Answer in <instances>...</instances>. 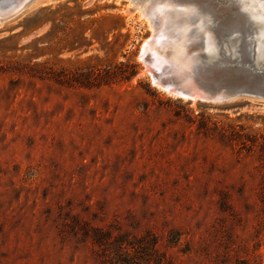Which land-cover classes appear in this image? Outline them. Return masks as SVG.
Masks as SVG:
<instances>
[{"label":"rangeland","instance_id":"1","mask_svg":"<svg viewBox=\"0 0 264 264\" xmlns=\"http://www.w3.org/2000/svg\"><path fill=\"white\" fill-rule=\"evenodd\" d=\"M129 1L0 22V264H264V102L154 87ZM136 1L258 36L248 0Z\"/></svg>","mask_w":264,"mask_h":264},{"label":"water","instance_id":"2","mask_svg":"<svg viewBox=\"0 0 264 264\" xmlns=\"http://www.w3.org/2000/svg\"><path fill=\"white\" fill-rule=\"evenodd\" d=\"M191 26L165 24L166 36L156 37L162 60L157 58V68L152 69L158 81L186 101L224 103L252 98L264 102V50H258L257 40L221 33L219 27ZM158 54L151 49L148 62Z\"/></svg>","mask_w":264,"mask_h":264},{"label":"bare ground","instance_id":"3","mask_svg":"<svg viewBox=\"0 0 264 264\" xmlns=\"http://www.w3.org/2000/svg\"><path fill=\"white\" fill-rule=\"evenodd\" d=\"M26 1L27 0H16L14 3V7L11 9H8L6 11H0V22L6 20L5 18L7 17H12V15H16L20 11H22L25 6H26ZM247 1V0H246ZM255 1V2H254ZM248 0L247 5L250 10L247 11V14L251 21L255 23L259 28H256V34L257 36V43H258V50L263 52L264 50V3H261V0ZM130 3L133 5V9H139V17L144 18L147 22L150 28V34L146 41H144L143 46H141L140 51L141 54L139 55L140 60L142 61L145 71L148 73L150 76V82L154 87H157L158 89L165 91L167 94L172 95L175 98H178L173 92L171 88H169L167 85L161 83L158 81V79L155 77L153 73L152 68H157L156 67V59L158 58L160 61L162 60V54L160 51V48L157 47L156 44V37L158 35H161L163 37L166 36V32H164L162 29L165 28V23H170L168 24L169 26H174L175 25H182L186 26V19L187 16H184L185 18L183 21L180 20H175L171 21L170 17L171 16H178L181 14H187L190 13L192 9L190 8H181L169 3H161V2H155L154 4L152 2H148L147 4L141 3V1H136V0H130ZM152 3V4H151ZM246 5V4H245ZM255 26V25H254ZM156 51L158 50L159 54L158 56L156 55V58H154V64L152 62H148V55L150 50ZM161 55V56H160ZM155 56V55H154ZM153 56V57H154ZM157 59V60H158ZM158 60V61H159ZM176 93V92H175Z\"/></svg>","mask_w":264,"mask_h":264},{"label":"snow or ice","instance_id":"4","mask_svg":"<svg viewBox=\"0 0 264 264\" xmlns=\"http://www.w3.org/2000/svg\"><path fill=\"white\" fill-rule=\"evenodd\" d=\"M261 3H264V0H261Z\"/></svg>","mask_w":264,"mask_h":264}]
</instances>
